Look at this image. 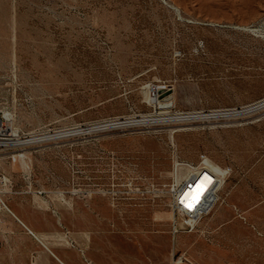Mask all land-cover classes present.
Here are the masks:
<instances>
[{"label": "rangeland", "instance_id": "obj_1", "mask_svg": "<svg viewBox=\"0 0 264 264\" xmlns=\"http://www.w3.org/2000/svg\"><path fill=\"white\" fill-rule=\"evenodd\" d=\"M0 115L35 138L39 223L98 259L264 264V0H0ZM203 154L231 172L174 235L176 162Z\"/></svg>", "mask_w": 264, "mask_h": 264}, {"label": "crops", "instance_id": "obj_2", "mask_svg": "<svg viewBox=\"0 0 264 264\" xmlns=\"http://www.w3.org/2000/svg\"><path fill=\"white\" fill-rule=\"evenodd\" d=\"M20 163L21 158L12 160L0 152V175L7 179L1 187L6 207L0 205V264H107L92 253L90 236L81 244L75 230H61L53 218L51 226L39 223L37 216L45 212L43 204L49 199L37 192L35 181L23 179ZM60 236L67 237L66 245Z\"/></svg>", "mask_w": 264, "mask_h": 264}, {"label": "built area", "instance_id": "obj_3", "mask_svg": "<svg viewBox=\"0 0 264 264\" xmlns=\"http://www.w3.org/2000/svg\"><path fill=\"white\" fill-rule=\"evenodd\" d=\"M24 140L11 131L5 119L0 115V152L9 153L12 160L21 158ZM23 142V143H22ZM176 170H185L186 176L173 189V208L182 212L188 219L185 226L173 221L172 232L176 235L179 231L192 229L205 216L210 214L220 200V190L231 172L230 167H223L206 154L201 155L198 163L187 161L176 162ZM7 184L4 175H0V205L6 207L3 198L4 190L1 188ZM186 190L183 192V189ZM39 194H44L43 189H38ZM194 202L189 205L185 196ZM28 230L33 233L31 229ZM34 234V233H33Z\"/></svg>", "mask_w": 264, "mask_h": 264}, {"label": "bare ground", "instance_id": "obj_4", "mask_svg": "<svg viewBox=\"0 0 264 264\" xmlns=\"http://www.w3.org/2000/svg\"><path fill=\"white\" fill-rule=\"evenodd\" d=\"M35 138L34 137H32V138H30V139H28V140H25V141H23L24 143H27V142H29L30 140H34ZM22 142V143H23ZM185 173V172H184ZM184 173H182V174H184ZM184 176V175H183ZM182 175H181V177H183ZM186 190V187L183 189V192ZM185 199L187 200V202L189 203V205H191V206H193V204H194V202H190L191 200L189 199V197H187V194H186V196H185Z\"/></svg>", "mask_w": 264, "mask_h": 264}]
</instances>
